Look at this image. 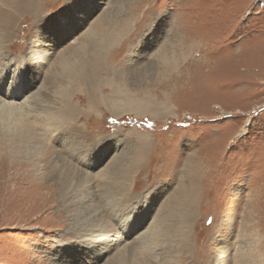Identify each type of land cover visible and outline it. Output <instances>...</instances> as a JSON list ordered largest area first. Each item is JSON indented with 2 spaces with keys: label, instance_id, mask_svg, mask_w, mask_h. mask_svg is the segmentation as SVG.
<instances>
[{
  "label": "rangeland",
  "instance_id": "374dc122",
  "mask_svg": "<svg viewBox=\"0 0 264 264\" xmlns=\"http://www.w3.org/2000/svg\"><path fill=\"white\" fill-rule=\"evenodd\" d=\"M26 14L0 31L27 90L0 104V264H264V0Z\"/></svg>",
  "mask_w": 264,
  "mask_h": 264
},
{
  "label": "bare ground",
  "instance_id": "6f19581e",
  "mask_svg": "<svg viewBox=\"0 0 264 264\" xmlns=\"http://www.w3.org/2000/svg\"><path fill=\"white\" fill-rule=\"evenodd\" d=\"M87 1L88 0H85V2H87ZM85 5H89V4H85ZM46 6H47V0H0V27H1L0 31L5 32L8 36V34L9 33L11 34V31L13 30L12 29L13 26L16 25V22L12 19L13 16H17V20L21 16H23V14H26L28 12L37 16V15H40L44 11ZM7 36L0 34V37H3L4 39H6ZM0 43H2V39H0ZM16 64L17 63H15L14 65H16ZM73 65L74 64H72V63L69 64L70 67H69V71H67V73H68L67 76H68L70 81L73 80V82L75 83V82H79V78H78V72L74 68ZM1 66H2V63H1V59H0V68H1ZM12 66H13V64L7 63V64H5V66H3L4 67L3 70L0 69V72L3 71L2 77L0 78V104H2L3 107L2 106L1 107L3 108V110L4 109H6V110L21 109V108H18V105L16 104L15 101L24 97V94L27 91L24 88V86L22 85V81L20 80L21 77H20L19 71L15 72V70H14V72H12L11 71ZM14 68H17V67H14ZM59 71L63 72L62 70H59ZM63 76L64 75H59L56 77V79H64ZM7 84H8V86H7ZM25 87H27V86H25ZM67 88L68 87L66 86V90L64 92L67 91ZM65 94H67V93H65ZM67 101H68V99H67ZM138 103L139 102L131 103L128 100L127 106L128 107H139ZM24 105H26V104L24 103ZM21 106H22V104H21ZM62 116H63V112L60 113V118ZM50 117H52L51 114H50ZM131 230H133V229L126 228V229H124V232H126V231L129 232Z\"/></svg>",
  "mask_w": 264,
  "mask_h": 264
},
{
  "label": "snow or ice",
  "instance_id": "6c2138e0",
  "mask_svg": "<svg viewBox=\"0 0 264 264\" xmlns=\"http://www.w3.org/2000/svg\"><path fill=\"white\" fill-rule=\"evenodd\" d=\"M67 23H68V25L70 26V25H71V23H72V21H71V20H69Z\"/></svg>",
  "mask_w": 264,
  "mask_h": 264
}]
</instances>
